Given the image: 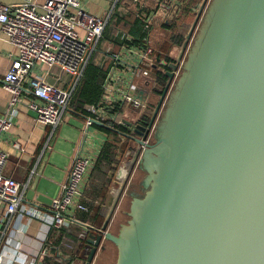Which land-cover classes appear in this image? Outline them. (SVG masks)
<instances>
[{
	"label": "water",
	"instance_id": "obj_1",
	"mask_svg": "<svg viewBox=\"0 0 264 264\" xmlns=\"http://www.w3.org/2000/svg\"><path fill=\"white\" fill-rule=\"evenodd\" d=\"M207 2L186 59L172 66L180 77L156 107L164 103L139 160L141 192L125 193L128 219L116 234L110 221L89 228L87 264L106 241L116 264H264V0ZM96 124L136 146L149 133L145 121L121 127L133 137Z\"/></svg>",
	"mask_w": 264,
	"mask_h": 264
},
{
	"label": "built area",
	"instance_id": "obj_2",
	"mask_svg": "<svg viewBox=\"0 0 264 264\" xmlns=\"http://www.w3.org/2000/svg\"><path fill=\"white\" fill-rule=\"evenodd\" d=\"M85 2L86 0H21L19 4L8 6L0 3L1 35L17 51V55L11 58L10 70L3 81L4 90L9 93L11 100L5 114L0 117V141L13 127L22 106L28 109L40 127H50L55 130L63 122L73 93L82 79L88 57L100 42L107 26L106 21L87 11ZM209 3L210 0L207 6ZM153 17L154 14L143 20L144 32L150 29ZM199 25L200 22L197 28ZM81 32H84L83 36L80 35ZM188 48L185 51L184 60ZM152 52L149 48L136 52L139 63L132 75L134 80L150 77L149 70H144L141 66L144 63L150 66L153 64L150 57ZM180 73L181 66L173 72V79L164 90V103L171 95ZM115 82L116 73L114 72L102 86L104 95L102 103L85 106L84 111L91 115L86 120L83 131L86 140L90 134V127L96 122L102 124L103 121H108L113 125L111 127L121 128L126 125V122L129 123V119L123 113L124 106L126 107L128 103H132L135 108L144 105L143 95L132 81L125 90L123 88L115 90L113 85ZM66 84L68 86L64 87ZM164 103L158 112L155 110L152 114L147 126L149 133L139 138L142 141L140 145L136 146L131 140L120 136L122 142L118 147L120 149L121 146L125 147L126 151H124L123 161L119 160L120 172L114 184L116 188L124 186L125 191L115 212L120 208L126 197L125 193L131 187L139 170L141 154L154 139L157 123L164 110ZM128 111L133 112L129 109ZM14 148L22 151L19 144H14ZM77 151L67 180L61 187V195L52 199L49 209L42 213L39 209L33 208L27 211L23 207L25 187L14 178L6 176L5 168L9 155L0 150V224L6 223L7 220L12 221L17 214L21 216L25 214L27 223L25 227L21 226L16 235L26 238L31 222L33 220L41 222L38 237L40 239H36L40 244L37 254L30 256L24 253L19 243L21 238H19L18 243L15 244L17 246L11 247L5 243L0 251V264H36L37 256L47 255L45 243L52 230L68 229L77 212L90 211V207L83 203L84 185L92 170L94 159L85 154L83 147H79ZM114 192L120 191L115 189ZM96 205H98L97 202ZM111 226L112 224L109 229ZM85 238L86 233L80 235L81 240Z\"/></svg>",
	"mask_w": 264,
	"mask_h": 264
},
{
	"label": "crops",
	"instance_id": "obj_3",
	"mask_svg": "<svg viewBox=\"0 0 264 264\" xmlns=\"http://www.w3.org/2000/svg\"><path fill=\"white\" fill-rule=\"evenodd\" d=\"M20 2L21 0H0L1 4L7 6ZM206 2V0H86L87 11L100 19L102 18L107 22V26L100 42L89 55L84 71L92 63L106 71L102 86L115 72L116 82L113 83L115 90L127 89L132 81L143 96H145L146 90L157 92L155 90L156 79L151 76L152 67L155 65L165 66L167 58L177 63L184 60L187 49L185 45L191 41L192 32L201 21L202 8ZM152 14L154 17L151 19L150 29L144 32L143 20L151 17ZM156 17H159L160 21L158 27L154 28L152 24L156 21L154 20ZM136 20L140 21L138 25L141 31L139 30L138 34L136 31L139 28ZM80 35L83 36L84 32H81ZM177 40H183V43L178 44ZM159 42L164 44L159 47L157 45ZM154 44L155 46H153ZM147 48L153 51L150 57L155 65L150 66L144 63L141 68L149 70L150 77L134 80L132 75L139 63L136 52ZM16 55V49L4 39L0 28V117L5 114L11 100L9 93L4 90L3 81L10 70L11 58ZM137 81L138 84H136ZM67 86L68 84L64 87ZM161 97L162 95L160 99ZM102 101L103 98L99 104ZM71 104L64 114L65 122H62L55 130L50 127L38 126L33 115L26 107L22 106L13 127L0 141V150L9 155L5 174L25 187L23 207L27 211L35 208L45 213L49 209L52 199L61 195V187L67 180L70 166L79 147H83L85 154L87 153L94 159L92 170L84 185L85 197L83 200V203L91 210L87 213L77 212L68 229L52 230L45 243L47 255L37 256L36 264H68L71 259L79 257L86 247V241L91 236H97L89 228L101 229L104 227L107 221L104 212L108 207V201L117 197L115 189L119 192L123 188H116L114 184L120 172V166L117 167L119 159L116 154L113 164L103 170V176L95 169L104 145L111 139L109 134L102 131V127L96 122L90 127V134L86 140L83 131L86 120L91 115L86 111H74ZM106 123L111 124L108 121H103L102 124ZM119 131L131 134L123 128ZM118 137L119 145L121 143L120 135ZM14 144H19L22 151L14 148ZM100 206L102 208L101 215L104 218L102 227L87 222L88 215L92 216L93 210ZM26 223L25 214L23 216L17 214L12 221L7 220L6 223L0 224V251L5 243L11 247L17 246L15 244L21 237L16 233L19 232L21 226L25 227ZM40 224L39 220H33L26 238L19 240L24 253L30 256L37 254V249L40 247L38 243ZM114 226L113 222L111 231ZM84 233H86V238L81 240L80 235ZM48 257L51 258L46 259Z\"/></svg>",
	"mask_w": 264,
	"mask_h": 264
},
{
	"label": "trees",
	"instance_id": "obj_4",
	"mask_svg": "<svg viewBox=\"0 0 264 264\" xmlns=\"http://www.w3.org/2000/svg\"><path fill=\"white\" fill-rule=\"evenodd\" d=\"M137 25L140 24L139 20H136ZM139 28V25H138ZM140 28L136 31L138 34ZM178 44H182L183 40H177ZM167 66H153L151 69V76L155 77V84H156V91L161 94L165 88L169 85L170 74H173L172 66L177 64L172 59L167 58L165 60ZM106 71L96 67L94 64L90 63L83 75V79L79 84L78 88L73 94L72 98V109L76 112H83L86 105H98L102 98H103V88L102 82L105 79ZM162 95V94H161ZM107 124V123H106ZM109 125V124H107ZM110 127L113 126L112 124L109 125ZM116 128V127H115ZM121 129V128H116ZM101 130L107 132L110 136V140L104 145L103 152L100 156L99 161L96 164V172L100 173L103 176L102 172L106 167H110L111 164L114 162V156L116 154V149L118 148L119 142V135L115 132L109 131L105 128H101ZM101 176V177H102ZM106 192V191H105ZM91 210V209H90ZM102 208L97 207L93 210L92 216L91 214L88 215L87 222L90 224L98 225V227H102V223L104 218L101 215ZM48 257L46 259H49Z\"/></svg>",
	"mask_w": 264,
	"mask_h": 264
},
{
	"label": "rangeland",
	"instance_id": "obj_5",
	"mask_svg": "<svg viewBox=\"0 0 264 264\" xmlns=\"http://www.w3.org/2000/svg\"><path fill=\"white\" fill-rule=\"evenodd\" d=\"M154 20L156 21H154L152 26L154 25V28H156L158 27L160 18L156 17V19ZM162 42H159L157 45L161 47L164 44ZM153 46H155V44ZM155 48L157 49V46ZM136 84H138V81L136 82ZM160 96L161 94L159 92H155L153 90H146L145 91V103L143 106H141L140 108H135L132 103H128L123 113L129 119L128 120L129 123L135 124V125H138L141 121H145L148 123V121H150L152 117V114L156 110ZM128 109L133 112H129ZM65 119H63L62 121L65 122ZM130 133L132 137L135 135V133L132 131H130ZM154 141L155 140L152 139L151 145L154 143ZM124 151H126L125 147H122V146H121V149L119 147L118 149H116V156L118 157L120 162L123 161V155L125 153ZM119 160L117 162L118 163L117 167L120 166ZM143 177H144V173L139 169L133 179V183L130 187V191H134L136 193L141 192L140 183L142 182ZM112 178H113V175H112ZM118 199H119L118 197L111 198L108 201V207L105 208V212H104V216L107 219L106 222L110 221V224L112 225L114 222L115 226L112 232L115 234L118 232L120 224H124V222L128 219V217L125 214L130 209L129 204L131 201V197L130 195H126L123 202L121 203L120 208L118 209L117 212H115ZM113 245L114 244L112 242L106 241V243L101 248L99 255H97V257L95 258L94 260L95 262L93 264H116L118 250H117V247ZM86 247H87L86 249L82 250L79 257L71 259L68 264H87V258L89 254V251L87 252V250L91 248V245L87 243Z\"/></svg>",
	"mask_w": 264,
	"mask_h": 264
},
{
	"label": "flooded vegetation",
	"instance_id": "obj_6",
	"mask_svg": "<svg viewBox=\"0 0 264 264\" xmlns=\"http://www.w3.org/2000/svg\"><path fill=\"white\" fill-rule=\"evenodd\" d=\"M129 144H131V143L129 142Z\"/></svg>",
	"mask_w": 264,
	"mask_h": 264
}]
</instances>
